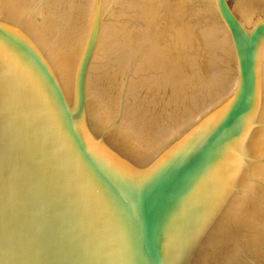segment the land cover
Instances as JSON below:
<instances>
[{"label": "water", "instance_id": "obj_1", "mask_svg": "<svg viewBox=\"0 0 264 264\" xmlns=\"http://www.w3.org/2000/svg\"><path fill=\"white\" fill-rule=\"evenodd\" d=\"M0 264H264V0H0Z\"/></svg>", "mask_w": 264, "mask_h": 264}]
</instances>
